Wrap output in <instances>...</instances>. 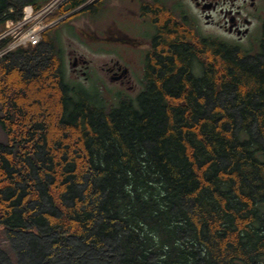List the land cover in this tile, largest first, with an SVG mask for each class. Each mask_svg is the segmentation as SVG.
<instances>
[{
	"label": "trees",
	"instance_id": "1",
	"mask_svg": "<svg viewBox=\"0 0 264 264\" xmlns=\"http://www.w3.org/2000/svg\"><path fill=\"white\" fill-rule=\"evenodd\" d=\"M163 33L135 99L48 36L0 59V264H264V57Z\"/></svg>",
	"mask_w": 264,
	"mask_h": 264
},
{
	"label": "flooded vegetation",
	"instance_id": "2",
	"mask_svg": "<svg viewBox=\"0 0 264 264\" xmlns=\"http://www.w3.org/2000/svg\"><path fill=\"white\" fill-rule=\"evenodd\" d=\"M106 8L115 12L116 19L109 22L97 21V15ZM58 11L63 14L46 29L43 37L48 36L53 44L61 47L64 62L66 56L59 29L64 30L68 36H76L85 42L87 35L84 27L79 24V17L82 16V19L89 18L100 31H116L119 35V28L132 29L123 38L116 34L110 36L100 33V36L96 34L89 40L93 44L99 41L100 46L105 41L113 40L118 46L133 45L140 47L141 52L144 50L141 80L148 71L153 70L151 58L158 53L159 44L165 40L163 31L167 26L178 32L171 35L173 42L178 39L179 43L194 47L195 54H200L203 43L222 41L240 49L246 58L264 57V0H84L76 7L72 0H67ZM105 25H110L108 30ZM220 32L233 37L232 41L220 38ZM71 54L74 55L73 71L78 74V78L83 76L88 80L92 74L91 62L82 56ZM69 60L71 62V58ZM100 70L121 90L126 88V84V89L133 92L139 89L140 93L143 89L141 82L137 85L132 83L130 69L118 59L112 58Z\"/></svg>",
	"mask_w": 264,
	"mask_h": 264
},
{
	"label": "rangeland",
	"instance_id": "3",
	"mask_svg": "<svg viewBox=\"0 0 264 264\" xmlns=\"http://www.w3.org/2000/svg\"><path fill=\"white\" fill-rule=\"evenodd\" d=\"M17 3L21 4L26 2V0H15ZM28 5V4H27ZM82 15V14H81ZM84 15V14H83ZM52 15H50L47 19L44 20V25L47 26V28L54 23L55 20H51ZM116 14L109 8H106L103 13H99L97 15L96 20H102V22H109L116 19ZM57 19V18H56ZM79 24L84 27V32L87 35V38L84 41L79 40L76 36H68V34L64 33V30L59 29L62 35V46L64 48L65 56H66V70H67V77L69 80H73L77 83H80L86 88H89L93 86V84L100 83L103 84V87L105 89L107 88L112 93L116 94L117 92H122V96L128 97L130 99H135L140 93L139 89L137 91H130L126 89L128 87V84H126V88L121 90V88L115 84H112L108 77L106 76L105 72H102L100 69L104 66L105 63H109L110 60L115 58V60H119L121 64L125 67H128L131 71V80L132 83L138 84L141 82V76L143 74L144 69V62L142 58V54L144 50L141 52L140 47H136L133 45L128 46H118L117 42H113V40L105 41L103 46H100V42L97 41L96 43H91L89 40L90 37L94 35L101 34H109L110 36H114L116 34L117 37L123 38L125 35L127 36L128 33L132 32L131 28H119L120 34L118 35V32L116 31H110L108 30V27L110 25H105L106 30H97V27L92 23V21L86 17L82 19V16L79 17ZM89 23L90 25L88 26ZM34 24V22H32ZM78 26V22L76 24ZM104 27V25H102ZM46 28V29H47ZM46 29L43 31L42 38L45 34ZM100 36V35H99ZM219 37L226 41H232V38L230 35L224 32L219 33ZM83 39V38H82ZM18 49V48H16ZM16 49H14L10 54H12ZM105 49V50H104ZM117 50V51H116ZM71 53L75 55H79L84 57L86 60L91 62V77L88 80H85L83 76H80L78 78V74L73 71L72 68V62L73 57ZM71 54V55H70ZM6 56L0 57L4 58ZM71 58V62L70 59ZM104 89V90H105ZM31 96V95H30ZM0 142L1 143H7L8 137L6 134V131L3 130V128L0 126ZM6 233L4 232L2 226H0V244L1 247L5 250L10 252V244L6 238ZM1 248V249H2ZM12 251V250H11Z\"/></svg>",
	"mask_w": 264,
	"mask_h": 264
},
{
	"label": "built area",
	"instance_id": "4",
	"mask_svg": "<svg viewBox=\"0 0 264 264\" xmlns=\"http://www.w3.org/2000/svg\"><path fill=\"white\" fill-rule=\"evenodd\" d=\"M67 0H50L39 9L25 5L19 19H8L0 31V57L9 55L14 49L38 45L47 28L44 20L56 12ZM34 22V24H32ZM37 31V32H36ZM36 32L35 35H31Z\"/></svg>",
	"mask_w": 264,
	"mask_h": 264
},
{
	"label": "bare ground",
	"instance_id": "5",
	"mask_svg": "<svg viewBox=\"0 0 264 264\" xmlns=\"http://www.w3.org/2000/svg\"><path fill=\"white\" fill-rule=\"evenodd\" d=\"M36 32H37V31H36ZM36 32H32V33H31V35H35V34H36Z\"/></svg>",
	"mask_w": 264,
	"mask_h": 264
}]
</instances>
